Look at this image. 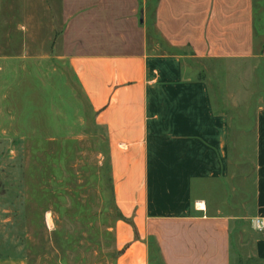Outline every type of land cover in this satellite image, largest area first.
Instances as JSON below:
<instances>
[{"label": "crops", "instance_id": "crops-1", "mask_svg": "<svg viewBox=\"0 0 264 264\" xmlns=\"http://www.w3.org/2000/svg\"><path fill=\"white\" fill-rule=\"evenodd\" d=\"M55 1L39 58L67 68L109 148L122 217L115 264H150L152 247L162 264H232L233 239L241 250L243 226L264 219V101L240 177L219 90L228 77L206 75L202 62L264 66V0ZM252 250L264 264V236Z\"/></svg>", "mask_w": 264, "mask_h": 264}, {"label": "rangeland", "instance_id": "rangeland-1", "mask_svg": "<svg viewBox=\"0 0 264 264\" xmlns=\"http://www.w3.org/2000/svg\"><path fill=\"white\" fill-rule=\"evenodd\" d=\"M56 6L55 0H0V255H19L28 264H115L122 217L109 148L67 68L39 58L49 53L38 46L52 39ZM149 30L150 42L161 43L150 24ZM202 63L206 75L228 77L219 90L237 129L230 153L243 177L251 172L246 131L264 101V66ZM241 230L232 264H262L252 249L257 234L264 235L252 222ZM151 252L150 264H162L154 247Z\"/></svg>", "mask_w": 264, "mask_h": 264}, {"label": "clouds", "instance_id": "clouds-1", "mask_svg": "<svg viewBox=\"0 0 264 264\" xmlns=\"http://www.w3.org/2000/svg\"><path fill=\"white\" fill-rule=\"evenodd\" d=\"M258 219L261 220L260 223H258ZM251 222L253 230L264 231V219L253 217Z\"/></svg>", "mask_w": 264, "mask_h": 264}, {"label": "built area", "instance_id": "built-area-1", "mask_svg": "<svg viewBox=\"0 0 264 264\" xmlns=\"http://www.w3.org/2000/svg\"><path fill=\"white\" fill-rule=\"evenodd\" d=\"M261 222V220L260 219H258V223H260ZM259 233H261L262 235H264V231H258Z\"/></svg>", "mask_w": 264, "mask_h": 264}]
</instances>
